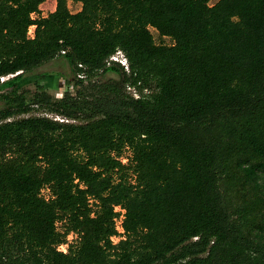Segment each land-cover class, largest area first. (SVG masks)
Segmentation results:
<instances>
[{"label": "trees", "instance_id": "16d2710c", "mask_svg": "<svg viewBox=\"0 0 264 264\" xmlns=\"http://www.w3.org/2000/svg\"><path fill=\"white\" fill-rule=\"evenodd\" d=\"M45 1L0 0V264H264V0Z\"/></svg>", "mask_w": 264, "mask_h": 264}, {"label": "rangeland", "instance_id": "374dc122", "mask_svg": "<svg viewBox=\"0 0 264 264\" xmlns=\"http://www.w3.org/2000/svg\"><path fill=\"white\" fill-rule=\"evenodd\" d=\"M218 0H212L211 3H215ZM56 5H57V0H46L42 5H41V14L43 16H47L49 13L55 11L56 9ZM69 9L72 12H78L82 9V4L81 2H74V1H70L68 3ZM34 17H37V15H34ZM35 27L31 28L32 33L34 32ZM155 42L157 44H161V43H165V44H171L173 41L170 37H163L159 34V32L151 27L150 28ZM71 69L68 65V63L63 59V58H56L46 64H44L43 66L39 67L37 70H35L33 73L36 74H40V73H54L55 77L54 79L52 78V80H47V78L41 77L38 82H36L33 77H29L25 78L22 80L21 85L23 87V90L28 91L29 96H31V94L35 93L36 91H38L39 86L40 85H47V87L45 88V91L50 94L51 96L55 97V98H61L62 95L64 94L65 91L71 89V91H75L73 87L71 88H67L66 87V77H68L69 75H71ZM16 75V74H15ZM33 75V74H31ZM117 77V75L115 73L109 72L105 75H99L98 78L103 79V80H108V79H112ZM12 78V77H11ZM5 107V100H3V98H0V109ZM28 116H49L51 118H61L60 116H57L56 114H51L48 113L46 111L43 110H35L32 111L29 114L26 115H21V116H17V118L20 117H28ZM131 155V151L129 149H127L124 154H123V158L124 162H128V157ZM43 195L45 197H49L50 196V191L48 189H44L43 191ZM59 227L60 229H62V224L59 223ZM123 231V230H122ZM77 235H75L74 233L70 234L69 236V243L74 241ZM123 233H119L118 235L113 237V240L115 243H118L121 239H123ZM69 243L63 244L60 246V249L63 251H67L68 250V245Z\"/></svg>", "mask_w": 264, "mask_h": 264}, {"label": "built area", "instance_id": "2783aa9c", "mask_svg": "<svg viewBox=\"0 0 264 264\" xmlns=\"http://www.w3.org/2000/svg\"><path fill=\"white\" fill-rule=\"evenodd\" d=\"M30 34L34 35V32L32 33V31L30 30ZM112 64H118L121 65L122 67H124L127 71H129V61L127 56L125 55V53L121 50L118 49L116 52H114L109 59L107 60V65H112ZM18 73H16L17 75ZM15 76V74H10V75H6V76H1L0 77V82L3 83L7 80H9L11 77ZM84 75H80V77H83ZM128 92L133 95L135 98H139L140 94L137 91V89L134 86H129L128 87ZM55 119V118H54ZM60 119V118H58ZM67 120V119H66ZM124 161V159H122ZM44 191V190H43ZM50 197V196H49ZM49 197H46L47 199H49ZM116 210L118 212H120V216L116 219V225H117V229L119 231V233H123V227H122V223L125 217V210L122 209L120 206H118L116 208ZM123 230V231H122ZM113 239V237H112ZM60 248V247H59Z\"/></svg>", "mask_w": 264, "mask_h": 264}]
</instances>
